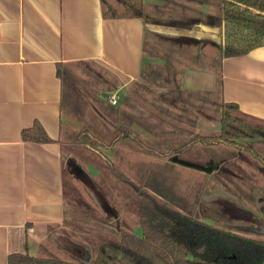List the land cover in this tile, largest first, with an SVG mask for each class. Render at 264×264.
Returning <instances> with one entry per match:
<instances>
[{
	"label": "crops",
	"instance_id": "crops-1",
	"mask_svg": "<svg viewBox=\"0 0 264 264\" xmlns=\"http://www.w3.org/2000/svg\"><path fill=\"white\" fill-rule=\"evenodd\" d=\"M148 2L156 17L167 16L161 9L162 0ZM201 9L199 27L210 33L208 38L147 30L139 18L105 19L101 0H0V264H10L12 252L47 256L59 249L78 257L92 254L87 245L89 234L64 224L65 172L76 179L100 174L76 164L73 155H63L71 143L65 140L69 133L63 132L62 125L76 130L79 122L62 112L58 62L92 61L111 73L118 81L113 93L119 95V102L109 104L111 113L98 104L101 109L95 112L103 114L104 121L128 123L146 140H158L152 132V115L167 124L166 134H176L174 140H190L192 134L186 127L191 132L192 128L220 129L221 111L213 106L219 101L215 98L219 81L220 100L237 102L245 113L264 119V46L246 55L222 57L220 71L199 67L198 53L204 40L215 50L221 46L217 27L208 24L210 5L204 3ZM174 64L184 68L179 77L174 74ZM175 79L186 92L182 96L174 93ZM120 103L126 106L120 108ZM35 120L41 122L53 142L23 140L22 129ZM179 129L188 135L180 136ZM258 143L264 144L254 145ZM193 145L208 151L213 148ZM252 150L263 157L264 153L256 145L247 150L248 158L260 163L252 160L253 164H244L238 156V164L236 157L224 160L223 164L233 165L226 164L222 170L231 191L241 193L242 186L252 187L247 191L255 196L258 212L246 226L264 235V162L255 158ZM183 153L169 157L176 163L192 164H185L190 169L201 167L204 174L218 169L214 163L210 168L193 164L181 156ZM242 177H254L255 181L245 179L243 183ZM90 185L100 193L97 184ZM234 198H228L233 207H224L242 215L237 209L244 210L243 204ZM102 209L109 216L113 214V207L104 201ZM135 233L142 235V227L138 226Z\"/></svg>",
	"mask_w": 264,
	"mask_h": 264
},
{
	"label": "trees",
	"instance_id": "trees-1",
	"mask_svg": "<svg viewBox=\"0 0 264 264\" xmlns=\"http://www.w3.org/2000/svg\"><path fill=\"white\" fill-rule=\"evenodd\" d=\"M162 1L161 9L167 12L165 18L150 15L147 9L148 0H101L102 15L105 19H143L147 30L159 28L170 33L208 38L210 33L199 27L201 6L207 3L214 9L208 15V24L217 27V33L221 38L218 50L219 68L222 57L246 55L264 46V0ZM209 44L204 40L198 53V62L206 70L215 67L205 59L207 55L202 49ZM77 65L84 66L83 72L79 70L73 72L70 69ZM76 74L94 77L98 83L97 88L104 90L106 97H111L118 81L104 67L92 61L57 63V75L63 87L62 112L81 121L82 115L74 113L70 103L75 95L80 94L81 88L75 79ZM174 86L176 87L174 93L177 95L182 96L183 92L186 93L180 90L181 86L177 79L174 80ZM219 91L215 92L219 95V101L214 105L221 111L220 129L194 131L188 142L179 148L173 146L166 152H157L154 143L147 142L140 135H133L132 129L125 126L119 127L112 138H106L89 125L76 130L62 125L63 132L69 133L65 135V140H74L76 145L84 146L99 156L108 165L112 175L129 184L133 193L129 194V198H124L126 210L123 216L111 220L87 202L71 175L65 172L64 222L89 234L92 254L78 258L70 254L61 257L60 254L53 252L47 256L12 252L9 254V263L264 264L263 234L253 233L246 225L221 212L215 214L216 216L220 214V217L223 215L226 224L210 223L202 219L198 213L184 211L157 193L141 189L123 170L127 153L120 145L127 141L164 156L183 151L191 144L225 145L246 151L253 149L256 142H264V119L245 113L237 102L220 100ZM93 98L99 107L103 108L101 103L103 100L97 99L95 95ZM22 138L24 141L42 143L54 141L38 120L22 129ZM102 148L111 150L113 159L102 152ZM252 151L255 158L264 162V157L259 152ZM63 155L66 156L67 151L64 150ZM193 180L195 193L190 192L189 199L196 206L200 202L206 178L202 176ZM128 211L131 215L127 214ZM138 226L142 227V235L135 233Z\"/></svg>",
	"mask_w": 264,
	"mask_h": 264
},
{
	"label": "rangeland",
	"instance_id": "rangeland-1",
	"mask_svg": "<svg viewBox=\"0 0 264 264\" xmlns=\"http://www.w3.org/2000/svg\"><path fill=\"white\" fill-rule=\"evenodd\" d=\"M147 9L149 10L151 16L156 17L152 9L150 8ZM213 10L214 9L211 7V12H213ZM156 30L159 31L161 29L158 28ZM204 52L207 55V58H205L206 56H204V58L206 60H209L210 64L215 65L214 68L211 67L210 69L220 71L218 50H215V48L209 44L207 45V48H204ZM192 63L194 64L195 62ZM198 66L201 67L199 62H198ZM83 68L84 66L81 65L70 67V69L73 72L77 70H79V72H83ZM173 68L177 77H179L180 71L183 72L184 70L183 67H181L180 69L179 64H174ZM84 75L76 74L75 79L80 85L81 95L80 94L75 95L76 99L75 97L72 96L73 98L70 100L71 110L77 115L78 114L82 115L81 121H78L79 124L77 123V128H80L81 126L89 125L94 129H96L102 136L106 138H112L113 134L117 131L119 127L125 126L126 128H129L128 123L126 122L118 121V124H113L109 120L104 121L103 120L104 115L95 112V109L99 110L101 108L98 107L95 99L93 98V95H95L97 99L104 101V102L102 101L101 103L103 105V108L108 111H109L108 108H110L109 104L111 103L110 102L111 97H106L105 91L97 88L98 83L94 77L88 78ZM220 86L221 85L219 81L217 91L220 90ZM87 90L91 94L93 93V95H91ZM112 94L114 93L112 92L110 96H112ZM218 97L219 95L217 94L215 98L217 99ZM215 98L214 100H216ZM214 104L213 106L215 107ZM118 106L120 108H124L126 105L120 103ZM109 112L111 113V111ZM109 112L107 113L110 115ZM115 112H117V109L115 110ZM99 114L101 115V117H99ZM140 116H141L140 114L137 115L139 121L141 120ZM153 116L154 115L151 116L154 120L153 122L154 130H152V132L154 135H156L155 137L158 140L155 141L146 140V141L155 142L154 144L156 150H158L157 152L160 151L166 152L173 146L179 148L183 144L189 141V140H174L172 137H175L176 134H174V132H172V135L170 133L166 134V131L168 132V130L164 129V126H166L167 124L155 120L156 117ZM141 124H143V122H141ZM144 124L149 126L148 121ZM159 127L164 132L161 131ZM151 128L152 127H150V129ZM186 129L187 131H190L191 134H193L194 131L198 132L193 128H192V132L191 129L189 130L188 127H186ZM217 130L219 129L208 130V131H217ZM181 131L182 133L179 134L180 136L181 135L183 136L185 134L188 135L185 132V130L184 131L180 130V132ZM132 133L133 135H138V136L140 135L135 130L134 131L132 130ZM69 142L71 143V145H69V148L67 149V154H71L74 156L75 160L77 161L74 162L76 164L79 163L85 169H87V167L92 168L96 172L98 171L100 174L98 176H89L85 174V176L82 177L80 176L77 179L71 176L76 186L82 192V195H84L85 199L89 204L93 205L99 212H101L105 216H109V215L107 214L108 212L102 209L103 201L104 203H107L109 207L110 206L113 207V209L111 210L113 214H110L112 218L115 215H120V217H122L126 210V208H124V204H125L124 198L126 197L129 198V194L133 193V189H131L129 184L123 183L117 177L112 175L108 165L101 158H99V156L91 153L84 146L76 145V143H74V140H69ZM196 145H200V144H196ZM255 145L257 146V148H259V150L262 153H264V144L258 143V145L257 144ZM120 147H123L127 153L123 170L128 174L132 175L130 177L132 180H135L138 183V187H140L141 189H145L157 193L158 195L162 196L165 200L175 205L176 207L181 208L184 211L198 213L202 219H205L206 221L211 220L210 222L213 223L215 222L220 225L226 224V220H223V215L220 217V214H217V216L220 217L217 218L215 214L216 212H221L226 215H229L234 219H236L237 222H239L242 225L250 224V222L254 219L253 215L258 212V208L255 205L256 198L252 193L248 192L252 187L250 185L247 188L242 186L241 189L243 191L241 193L240 192L236 193L231 191V188L227 183L228 178L225 176L224 170H222L226 166V164L230 166L233 165L232 163L223 164L224 160H228L229 158H233V157H236L237 164L239 161L238 160L239 157H241L240 161H243L244 164H250V163L253 164L252 162L254 161L252 160L255 159L248 158L251 156L249 155L247 150L241 151L238 148L219 145V146H211L213 148L210 149L211 151H208V149H201V147H194L193 144L189 145L188 146L189 148H186L184 149L185 151L184 150L182 151L184 152L181 155L182 157L190 158V161L193 164H198V165L201 164L207 167H209L211 163L218 165L217 170L211 171L210 169H208L207 172L208 171L211 172L204 174L205 170H203L201 167L194 168L190 166L192 168L190 169L188 168L189 166H186L185 164H182L180 162L179 163L173 162L171 160V157H169V155L165 157L164 155H159L158 153L150 152L149 150H146L131 141L121 143ZM102 152L104 153L107 152L112 156L110 158L113 159L114 155H112L113 153L111 151H105L104 148H102ZM255 162H259V161L255 160ZM259 163H255V166L259 167L258 166ZM260 171H261V167H260ZM202 176L206 178V181L203 186V193L201 195L200 202L195 206L192 204V201L189 199V193L190 192L195 193V187L192 183V181H194L193 179L194 178L198 179L199 177ZM262 178L264 180V176ZM245 179H250V182L255 181L254 177L252 178L242 177L243 183L245 182ZM90 183L97 184L100 193L95 191V189L91 187ZM234 197L239 198V201L243 204L242 208L244 210L237 209V211L240 212L242 215H238L236 214L235 211H232L229 208L224 207V205L226 204L233 207L232 204H229L228 198H234ZM246 206H249L250 209L249 208L246 209L247 208ZM235 208L237 207L235 206ZM127 214L131 215L129 211L127 212ZM64 224L75 229L72 225L66 223ZM75 230L79 231L77 229ZM252 232L257 233L254 231ZM86 237L88 244L87 243L85 244L89 245V249H91L90 240L88 239L89 235H87ZM53 253L60 254L61 257H67L69 255L63 251H60L59 249L58 250L54 249ZM78 258H82V256Z\"/></svg>",
	"mask_w": 264,
	"mask_h": 264
},
{
	"label": "built area",
	"instance_id": "built-area-1",
	"mask_svg": "<svg viewBox=\"0 0 264 264\" xmlns=\"http://www.w3.org/2000/svg\"><path fill=\"white\" fill-rule=\"evenodd\" d=\"M119 95L118 94H112L111 98H110V102L113 104V105H116L118 104L119 102Z\"/></svg>",
	"mask_w": 264,
	"mask_h": 264
},
{
	"label": "water",
	"instance_id": "water-1",
	"mask_svg": "<svg viewBox=\"0 0 264 264\" xmlns=\"http://www.w3.org/2000/svg\"><path fill=\"white\" fill-rule=\"evenodd\" d=\"M176 160V159H175ZM177 161V160H176ZM180 163L182 164H187V165H192V164H189L188 162H185V161H179Z\"/></svg>",
	"mask_w": 264,
	"mask_h": 264
}]
</instances>
